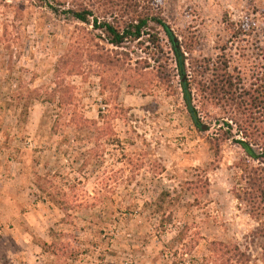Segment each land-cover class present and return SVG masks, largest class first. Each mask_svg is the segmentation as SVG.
I'll return each instance as SVG.
<instances>
[{"label": "rangeland", "instance_id": "374dc122", "mask_svg": "<svg viewBox=\"0 0 264 264\" xmlns=\"http://www.w3.org/2000/svg\"><path fill=\"white\" fill-rule=\"evenodd\" d=\"M45 2L0 0V264H264V212L246 201L264 162L219 107L193 100L195 127L161 28L146 31L159 47L150 35L115 47ZM153 3L187 78L224 54L243 87L259 84L264 0Z\"/></svg>", "mask_w": 264, "mask_h": 264}, {"label": "trees", "instance_id": "16d2710c", "mask_svg": "<svg viewBox=\"0 0 264 264\" xmlns=\"http://www.w3.org/2000/svg\"><path fill=\"white\" fill-rule=\"evenodd\" d=\"M50 1L53 4L45 2V5L51 9L54 15L62 14L67 19L70 18L83 24L92 22V28L100 31L105 41L115 47L138 41L145 35L152 36L151 44L159 47L161 40L157 35L147 34L146 31L149 22L161 28L170 42L180 77L179 86L182 97L195 127L199 130H206L200 123L198 109L193 105V100L201 108L209 105L219 107L223 115L222 119L228 115V118L238 125L243 140H238L237 143L246 156L254 161L264 162V70L253 76L255 82L259 81V84L253 82L245 88L242 85V73L235 68L233 72H230V61L223 54L220 56L221 60L217 59L215 63L197 60L191 64V77L187 78L186 57L169 26L162 19L159 9L153 6L154 0H90L95 5L97 12L78 3L70 8H65L66 3L61 0ZM120 22L123 24L119 25ZM237 27L243 33L248 32V26L244 23ZM223 52H226V49ZM56 108L59 110V117L61 115L68 117V126H74L77 129L83 128L84 123L78 125L79 122L74 120L76 110H71V107L63 102H58ZM80 121H83V118ZM57 123L58 121L54 122L53 131H55ZM247 176L250 184H255V186H251L253 189L246 201L253 214L260 216L263 213H258V211L264 212V173H259L258 169H255L250 170ZM38 187L40 191L46 192L47 188ZM36 243L43 250L52 248L43 241Z\"/></svg>", "mask_w": 264, "mask_h": 264}, {"label": "water", "instance_id": "95a60500", "mask_svg": "<svg viewBox=\"0 0 264 264\" xmlns=\"http://www.w3.org/2000/svg\"><path fill=\"white\" fill-rule=\"evenodd\" d=\"M203 127V126H202Z\"/></svg>", "mask_w": 264, "mask_h": 264}]
</instances>
